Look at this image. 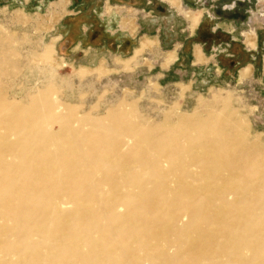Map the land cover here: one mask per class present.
I'll return each mask as SVG.
<instances>
[{
	"label": "bare ground",
	"instance_id": "1",
	"mask_svg": "<svg viewBox=\"0 0 264 264\" xmlns=\"http://www.w3.org/2000/svg\"><path fill=\"white\" fill-rule=\"evenodd\" d=\"M228 125L0 90V264H264V147Z\"/></svg>",
	"mask_w": 264,
	"mask_h": 264
},
{
	"label": "rangeland",
	"instance_id": "2",
	"mask_svg": "<svg viewBox=\"0 0 264 264\" xmlns=\"http://www.w3.org/2000/svg\"><path fill=\"white\" fill-rule=\"evenodd\" d=\"M50 1L0 0V90L9 99L27 104L40 91H47L77 114L106 118L110 109L122 106L126 112L133 109L147 125H176L180 117L198 108L202 114L226 116L228 134L231 123L238 122L247 142L264 147L263 56L256 65L242 69L243 81L235 76L232 82L221 80L213 87L188 80L169 82L171 77L163 76L158 57L142 56L152 44L148 39L128 59L117 58L95 68L75 65L59 53L53 30L70 0ZM255 8L264 20V0L256 2ZM191 18L199 20L200 15ZM246 42L256 47V39ZM216 98L223 105L213 107Z\"/></svg>",
	"mask_w": 264,
	"mask_h": 264
},
{
	"label": "crops",
	"instance_id": "3",
	"mask_svg": "<svg viewBox=\"0 0 264 264\" xmlns=\"http://www.w3.org/2000/svg\"><path fill=\"white\" fill-rule=\"evenodd\" d=\"M176 1L70 0L53 28L55 46L64 60L95 68L132 57L148 39L142 56L158 57L169 82L200 87L243 81L242 69L264 58V20L255 8L261 0ZM255 39L249 47L246 40Z\"/></svg>",
	"mask_w": 264,
	"mask_h": 264
}]
</instances>
